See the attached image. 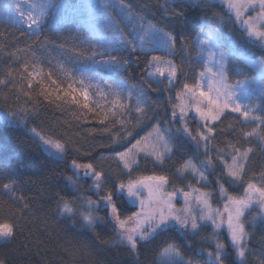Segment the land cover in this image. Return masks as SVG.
I'll return each mask as SVG.
<instances>
[{
  "label": "snow or ice",
  "instance_id": "1",
  "mask_svg": "<svg viewBox=\"0 0 264 264\" xmlns=\"http://www.w3.org/2000/svg\"><path fill=\"white\" fill-rule=\"evenodd\" d=\"M223 2L226 4L231 21H239L247 36L258 39L264 47V0H223ZM184 3H194L197 8H200L201 4L206 6V0H180L179 4L176 0H164L160 5L163 10L162 18L158 22H153L145 15L134 11L132 5L126 4L124 0H119L118 4L88 5L91 11L101 13V25L91 33L90 39L80 40L79 36H76L74 40L80 41L79 44L67 48L64 44L59 46L70 54L67 63L52 66L49 62V68L45 71L41 61L31 53L32 62H24L23 73L19 74V80L22 82L20 87H17V78L13 77L11 72L6 74V79L0 78V86L7 88L11 85L12 91L19 92L26 84L28 91L23 92V95L35 104L36 100L31 94L32 85L35 83L39 89L37 94L39 98L57 108L62 106L75 108L76 111L71 113L75 120H86L89 116L93 119L99 118L98 122L103 126L101 131L109 133L112 144L124 146L128 138L132 137L133 130L150 119L149 112L156 107V103L151 100L148 93L164 88L172 90L178 75L183 74L182 66L177 65L175 60L150 53L163 49L168 57H171L175 55L177 46L181 52L187 50V39L181 35V31L173 28L175 24L182 30L183 22L188 19L182 11ZM174 4L176 6L172 7ZM0 5L3 6L9 22L14 27L18 30L21 27L26 28L29 39L33 35H38L39 29L47 21L51 6L50 0L49 3H45L44 0H10L7 4L4 0H0ZM110 8H116L118 11L113 14L109 11ZM250 10L255 14L247 15ZM212 20L215 23L210 26L209 21L205 19L200 24L201 31L196 36L200 48L198 55L206 54L208 65L198 73L199 79L195 83H184L180 91L175 92L178 103L172 105L170 120L173 122L180 120V128L167 127L162 131L159 123H156L145 136L135 140L130 146H124V150L114 151L108 157L101 156V160L117 161L128 176L126 182L117 178L114 189L107 187L108 175L103 168L98 169L91 160L87 163L72 160L75 177H66L67 182L73 189H77L81 179H90L91 188L95 190L97 199L83 194L71 198L57 195V211L61 216L65 218L78 216L84 227L95 231L97 224L104 220V217L98 214L103 205V210L108 213V220L117 229V240L108 243L124 244L133 254H137L138 244L150 243L160 233L169 229H176L181 233L191 232L195 235L207 221L211 223L215 236L216 230L226 226L235 254L243 264L246 253L250 251L246 247L249 232L245 229V212L255 204L260 209V218H264V184L248 182L241 195H233L217 177L216 193L193 187L191 183L186 185L188 191L176 187L167 191L170 179L166 174L153 173L136 177L132 175L134 166L139 168L141 154L146 159L151 158L156 165H163L166 159H171L173 154L171 137L185 134L195 143L198 150L202 148L205 158L199 161V166L193 158L185 159L176 168V173L181 177L190 174L196 179L197 184L208 182L205 171H210L214 167L213 157L209 155L210 146L215 147L212 142L218 134L217 125L222 118H227L226 113L239 114L242 124H255L250 131L240 129L239 134L246 140L255 137L264 144V116L254 114L260 105L252 101L246 102L248 93L243 86L248 80L237 79L234 83H228L226 71L230 53L222 50L220 36V30L226 28V21L215 13ZM121 22L124 27H121ZM206 27L210 28L209 32L204 31ZM125 28L128 29L127 32ZM169 28L173 31L166 30ZM21 35H25V32H21ZM146 43L151 47L146 48ZM120 52H131L137 60H139L138 53H144L149 57L141 70V83L138 86L129 84L127 80L117 82L112 79L111 74L107 78L97 77L95 74L86 75L83 67L70 66L95 65L108 69L110 73L128 74L129 62L118 55ZM259 62L264 68V56L260 57ZM57 75L59 78H56ZM153 85L158 87L154 88ZM15 99L18 100L19 96L17 95ZM3 100L7 103L8 98L3 97ZM28 112L29 109L21 108L18 111L7 112L2 119L9 126H16L17 123L26 125L25 117ZM190 114L198 123L195 135L188 126ZM117 126L118 130L113 131ZM29 131L42 142L45 151L59 158H63L69 149L78 143L67 133L63 134V139H57L55 135H48L35 127L30 128ZM165 132L168 133L167 136ZM75 150L80 151L79 148ZM252 151L250 147L241 151L230 142L227 144V149L216 147V159L224 169V178L233 182L243 181L246 162ZM226 156L228 159H225ZM7 167V164L0 165V175H6ZM0 187L10 194V198L23 201V196L16 194L17 181L9 180L0 184ZM101 192L104 194L100 195ZM217 193L223 198L222 208L213 206L212 198ZM178 195L182 196L184 201L180 208L174 203ZM121 197L129 200L133 205L138 203L139 210L122 216L121 207L117 203ZM193 202L199 211L198 216L193 209ZM4 206L5 202L0 201V208ZM24 207L27 208V204ZM255 219L256 217H253V220ZM18 230L19 226L15 221H0V240L11 241ZM215 248V252L207 253V264H224L225 244L217 240ZM202 253L203 250L197 255ZM0 264H6V261L0 259ZM137 264H139L138 260ZM158 264H198V262L186 258L179 246L173 242L163 246ZM260 264H264V261Z\"/></svg>",
  "mask_w": 264,
  "mask_h": 264
},
{
  "label": "trees",
  "instance_id": "2",
  "mask_svg": "<svg viewBox=\"0 0 264 264\" xmlns=\"http://www.w3.org/2000/svg\"><path fill=\"white\" fill-rule=\"evenodd\" d=\"M124 2L131 4L134 11L145 15L153 22H158L162 18L163 10L160 5L164 0H124ZM176 2L179 4L180 0ZM104 3L118 4L119 0H53L47 21L40 28L38 35H33L30 39L24 29L18 30L12 24L0 19V78L6 79V74L11 72L12 76L17 78L19 88L22 83L19 80V74L23 73L24 62H32L31 53H34L41 61L45 71L49 68V62L52 66L67 63L70 54L59 46L64 44L67 48L79 44L80 41L74 40L76 36H79L80 40L90 39L91 33L101 25V13L93 12L87 6ZM175 6V4L172 5V7ZM109 11L116 14L118 9L110 8ZM182 11L188 18L183 22V29L177 28L175 24L173 28L181 31V35L188 41V48L181 52L177 46L176 53L171 56V59L182 66L183 74L178 75L176 86L172 90L164 88L148 93L151 100L156 103V107L149 112L150 119L133 130L132 137L128 138L124 146H130L156 123H159L163 130L167 127L180 128V120L174 122L170 120L172 105L178 103L175 92L180 91L184 83H195L199 78L198 73L204 70V64L198 57L196 36L201 31L200 24L205 19L209 21L210 26L215 23L212 20L214 13L226 21V28L220 30V36L221 47L231 51L226 71L230 83L256 74V70L245 62L238 52L245 50L257 56H264V47L261 46V42L256 38L248 37L239 21H231L223 0H206V6L201 4L200 8H197L194 3H184ZM254 14L251 10L247 13V15ZM117 19H119L118 16ZM121 27H124L123 22ZM166 30L173 31L172 28ZM125 31L127 32L128 29L125 28ZM204 31H210V28L206 27ZM21 32H25V35L22 36ZM155 53L165 55L162 50H156L150 55ZM118 55L128 60L130 65L128 74L110 73L108 69L95 65L70 66L83 67L86 75L95 74L97 77L107 78L111 74L112 79L117 82L127 80L129 84L138 86L141 83V70L149 57L144 53H138L139 60H137L131 52H120ZM56 78H59L58 75ZM153 87L158 86L153 85ZM27 91L26 84L19 92L12 91L11 85L7 88L0 86V112L29 109L25 117L26 125L17 123L16 126H9L0 117V165H8L6 175H0V184L7 183L9 180L17 181L16 194L24 198L23 201L14 200L0 187V201L5 202L4 208H0V221H15L19 226V230L11 241L0 242V259L5 260L6 264H137V260L139 264H158L163 246L173 242L179 246L186 258L207 263V253L215 252L217 240L226 246L224 264H242L231 245L228 231L221 228L216 230L214 236L213 227L207 221L195 235L191 232L181 233L176 229L160 233L150 243L138 244L137 254H133L132 250L124 244L108 243L117 240V229L108 220V213L103 210V205L98 214L104 217V220L97 224L95 231L84 227L78 216L71 218L61 216L57 211V195L71 198L83 194L97 199L95 190L91 188L90 179H81L77 189H73L67 182L66 177H75L72 160L75 159L78 163H87L91 160L98 169L103 168L108 175L107 187L114 189V182L119 176L109 173L110 171L107 172L100 157L112 154L114 151H122L124 146L112 144L109 133L101 131L103 126L99 124V118L93 119L89 116L86 120H75L71 115L76 111L75 108L70 106L57 108L39 98L37 95L39 89L35 83L32 85L31 93L36 100L35 104L23 95V92ZM17 95L18 100L15 99ZM3 97L8 98L7 103L4 102ZM246 101L259 104L260 107L254 114L264 116V96L250 95ZM226 117L218 122V134L212 142L215 147L210 146L209 155L213 157L214 167L206 171L210 182L207 190L216 193V179L219 177L230 194L238 195L243 193L248 182L264 184V144L255 137L246 140L239 134L240 129L251 130L248 124H242L239 114L226 113ZM188 126L195 135L198 123L191 114L188 117ZM32 127L48 135H55L57 139H63V134L67 133L78 143L70 148L63 158H59L45 151L41 141L29 131ZM116 130L118 126L113 129V131ZM166 134L168 135L167 132ZM171 139L172 158L166 159L163 165H156L151 158L146 159L141 154L139 168L134 166L133 177L153 173L166 174L170 179L167 191H171L173 187L188 191L186 185L189 183L193 187H199L196 179L190 174H185L183 177L177 175L176 168L189 157L198 163L203 160L205 156L202 148L198 150L195 143L185 134H177ZM229 142L241 151L249 147L253 149L249 154L243 181L233 182L225 179L224 169L216 159V147L227 149ZM75 148H79L80 151H76ZM225 159L228 157L226 156ZM123 178L128 179L125 172ZM103 194V192L100 193V195ZM212 202L222 207L223 198L217 193L213 196ZM117 203L121 207L122 216L139 210L138 203L133 205L123 197ZM174 203L180 208L184 201L178 195ZM25 204L27 208L24 207ZM196 214L199 215L198 212ZM246 231L249 232L246 247L250 251L246 253L243 264H260L264 261V219L248 223ZM201 250L203 253L197 255Z\"/></svg>",
  "mask_w": 264,
  "mask_h": 264
},
{
  "label": "rangeland",
  "instance_id": "3",
  "mask_svg": "<svg viewBox=\"0 0 264 264\" xmlns=\"http://www.w3.org/2000/svg\"><path fill=\"white\" fill-rule=\"evenodd\" d=\"M44 2L45 3H49V0H44ZM4 3L5 4H7V3H10V0H4ZM52 3H53V0H50V4H51V6L49 7V11H50V9H51V7H52ZM0 19L1 20H3V21H5V22H7V23H10L9 22V20H8V18H7V16H6V14H5V12H4V8H3V6L2 5H0ZM11 24V23H10ZM35 27V26H34ZM22 29H24L26 32H27V30H26V28H24V27H21ZM39 31H40V29H39ZM38 31V32H39ZM205 32H209V31H205ZM145 47L146 48H148V47H151V45H149V44H145ZM197 47H198V53L200 52V48H199V45H198V43H197ZM157 50H162V51H164L165 52V55H161V54H157V53H155V55H160V56H163V57H165L166 59L167 58H171V57H168V55H167V53H166V51L165 50H163V49H157ZM222 50H224V51H226V52H229L230 54H231V51H229V50H225V49H223L222 48ZM238 54L241 56V58L245 61V62H247L249 65H251L255 70H256V74L254 75V76H252V77H246V79L248 80V83L246 84V85H244L243 86V89H245V90H247V93H248V96H250V95H253V96H258V95H262V96H264V68H262L261 66H260V62H259V60H260V55L259 56H257V55H255L253 52H250V51H240V52H238ZM198 57H199V59L203 62V64H204V68L208 65V59H207V55L206 54H204L203 56H200V55H198ZM161 79H163V78H161ZM199 79V78H198ZM243 79H245V78H243ZM243 79H241V80H243ZM166 83V82H165ZM228 83H230L229 81H228ZM231 84V83H230ZM174 85L176 86V80H175V82H174ZM174 86V87H175ZM182 87V86H181ZM181 89V88H180ZM247 96V97H248ZM247 100V99H246ZM247 102V101H246ZM6 114V112H0V117L2 118L3 117V115H5ZM256 115V114H255ZM259 116V115H258ZM154 126V125H153ZM248 126L252 129L253 127H255V124H248ZM161 128V127H160ZM152 130V128H150L146 133H144L142 136H145L149 131H151ZM161 130L163 131V129L161 128ZM166 136H167V134H166V132L164 133ZM141 136V137H142ZM141 137H139V139L141 138ZM42 143V142H41ZM135 143V142H134ZM111 154H107V155H105L104 157H108V156H110ZM194 160V159H193ZM249 160V159H248ZM194 162H196V164L199 166V163L196 161V160H194ZM101 163H102V165L104 164V167H106V170H107V172H109V173H111V174H115V175H118L119 176V178L120 179H123V180H125L124 178H123V174H124V171L122 170V165H120L117 161H115V160H112V159H104V160H101ZM247 166H248V161L246 162V166H245V171H246V168H247ZM205 175L207 176V178H208V175H207V172L205 171ZM185 176V175H184ZM181 177V176H180ZM127 180H125V182H126ZM208 182H209V178H208ZM208 182H201V183H199V188H203V189H205V190H207L208 188ZM196 183H197V181H196ZM242 194V193H241ZM241 194H238V195H241ZM195 195V194H194ZM182 197V196H181ZM183 199V198H182ZM213 206L214 207H220V208H222L221 206H218L217 204H214L213 203ZM177 208H179V207H177ZM193 209L194 210H196V212H198L199 213V211H198V209H197V206H196V204H195V202H193ZM259 212H260V209H259V207L257 206V205H253V207L251 208V209H249V210H247L246 212H245V217H244V222H245V229H246V226H247V224L248 223H250V222H254V221H256V220H258V219H261L260 218V216H259ZM253 217H256V219L255 220H253ZM264 219V218H263ZM222 229H226L227 230V228H226V226L225 227H222ZM229 234V233H228ZM0 242H3V240H0ZM194 260V259H193ZM194 261H196V260H194ZM197 262H198V264H207L206 262H199L198 260H197Z\"/></svg>",
  "mask_w": 264,
  "mask_h": 264
}]
</instances>
